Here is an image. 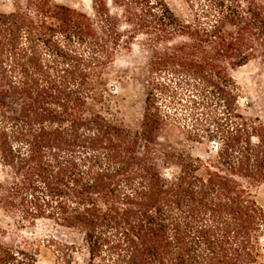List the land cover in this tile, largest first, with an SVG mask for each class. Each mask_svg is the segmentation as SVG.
<instances>
[{
    "label": "trees",
    "instance_id": "trees-1",
    "mask_svg": "<svg viewBox=\"0 0 264 264\" xmlns=\"http://www.w3.org/2000/svg\"><path fill=\"white\" fill-rule=\"evenodd\" d=\"M182 2L181 15L165 0L0 9V206L17 224L80 234L85 264H261L264 124L240 110L232 71L264 63V0ZM139 37L146 93L132 129L98 106L105 69ZM172 123L207 139L208 158L160 152ZM35 262L34 250L0 244V264Z\"/></svg>",
    "mask_w": 264,
    "mask_h": 264
},
{
    "label": "rangeland",
    "instance_id": "rangeland-1",
    "mask_svg": "<svg viewBox=\"0 0 264 264\" xmlns=\"http://www.w3.org/2000/svg\"><path fill=\"white\" fill-rule=\"evenodd\" d=\"M77 10L91 14L90 0H54ZM177 15L185 12L182 0H165ZM22 0H0V9L10 11ZM148 53L141 37L135 39L128 49L117 52L115 59L104 72L105 103L98 109L110 119L122 122L135 129L138 127L146 93L145 78ZM239 87L238 105L245 114L257 117L264 124V63L252 60L232 71ZM156 148L160 152L188 153L205 160L212 153L213 146L207 140L189 139L177 124H169L159 134ZM162 173L171 176L177 167L164 157L158 160ZM255 196L264 210V184L255 190ZM0 244L34 250L35 264H85L87 249L80 234L63 228L48 220L17 224L13 216L7 215L0 206ZM59 244L71 246L70 257L57 256ZM261 264H264V233L259 239Z\"/></svg>",
    "mask_w": 264,
    "mask_h": 264
}]
</instances>
